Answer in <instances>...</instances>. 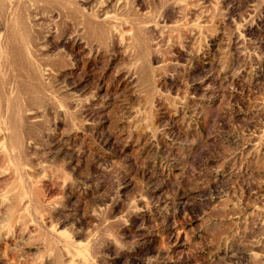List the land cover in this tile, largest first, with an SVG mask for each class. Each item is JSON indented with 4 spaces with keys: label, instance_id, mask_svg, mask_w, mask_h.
<instances>
[{
    "label": "rangeland",
    "instance_id": "obj_1",
    "mask_svg": "<svg viewBox=\"0 0 264 264\" xmlns=\"http://www.w3.org/2000/svg\"><path fill=\"white\" fill-rule=\"evenodd\" d=\"M0 264H264V0H0Z\"/></svg>",
    "mask_w": 264,
    "mask_h": 264
},
{
    "label": "bare ground",
    "instance_id": "obj_2",
    "mask_svg": "<svg viewBox=\"0 0 264 264\" xmlns=\"http://www.w3.org/2000/svg\"><path fill=\"white\" fill-rule=\"evenodd\" d=\"M154 184V183H153ZM131 191V190H130Z\"/></svg>",
    "mask_w": 264,
    "mask_h": 264
}]
</instances>
